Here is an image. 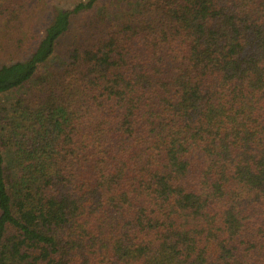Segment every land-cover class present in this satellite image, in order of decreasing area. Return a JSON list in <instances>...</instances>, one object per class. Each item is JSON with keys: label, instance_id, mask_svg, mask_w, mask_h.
I'll use <instances>...</instances> for the list:
<instances>
[{"label": "trees", "instance_id": "trees-1", "mask_svg": "<svg viewBox=\"0 0 264 264\" xmlns=\"http://www.w3.org/2000/svg\"><path fill=\"white\" fill-rule=\"evenodd\" d=\"M33 1L0 0V264H264V0Z\"/></svg>", "mask_w": 264, "mask_h": 264}, {"label": "rangeland", "instance_id": "rangeland-1", "mask_svg": "<svg viewBox=\"0 0 264 264\" xmlns=\"http://www.w3.org/2000/svg\"><path fill=\"white\" fill-rule=\"evenodd\" d=\"M78 1V0H34L32 2V4H30L29 9L26 13V17H28V19L37 24L38 25L36 28H38L39 26H42L45 22L48 21L49 19V13H50V9L54 6H60V7H72V5H74V3ZM82 1H86V0H82ZM111 2V0H109ZM108 0L105 1H101L97 4V6L94 9L95 13H99L104 7L108 6L110 4ZM113 3V2H112ZM36 7H38L39 9L37 10ZM91 13V15H93V13ZM85 18H80L79 21L76 23L77 25H80V23L82 24L84 22ZM76 30V25H73V31L75 32ZM28 32H31V30H29ZM32 33V32H31ZM30 33V34H31ZM11 51H7L5 55H0V63L4 62H8L10 60V53Z\"/></svg>", "mask_w": 264, "mask_h": 264}]
</instances>
